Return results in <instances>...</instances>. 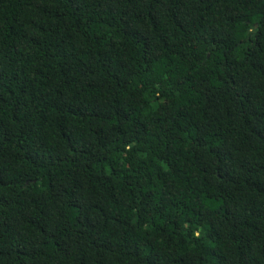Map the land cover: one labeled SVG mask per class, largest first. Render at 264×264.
I'll list each match as a JSON object with an SVG mask.
<instances>
[{"label":"trees","instance_id":"trees-1","mask_svg":"<svg viewBox=\"0 0 264 264\" xmlns=\"http://www.w3.org/2000/svg\"><path fill=\"white\" fill-rule=\"evenodd\" d=\"M0 264H264V0H0Z\"/></svg>","mask_w":264,"mask_h":264}]
</instances>
